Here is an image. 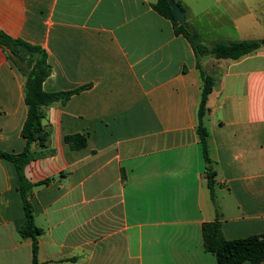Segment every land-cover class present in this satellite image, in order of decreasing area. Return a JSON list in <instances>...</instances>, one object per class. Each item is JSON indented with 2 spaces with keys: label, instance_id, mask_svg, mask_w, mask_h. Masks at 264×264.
<instances>
[{
  "label": "crops",
  "instance_id": "obj_1",
  "mask_svg": "<svg viewBox=\"0 0 264 264\" xmlns=\"http://www.w3.org/2000/svg\"><path fill=\"white\" fill-rule=\"evenodd\" d=\"M157 0H0V30L47 53L51 154L25 176L38 264H216L202 226L227 240L264 234V47L200 59L216 79L205 117L214 193L196 135L195 54ZM206 41L264 40V0H179ZM216 74V76H215ZM24 78L0 50V151L19 154ZM86 138L73 150L64 138ZM18 178L0 159V264H32ZM243 264H251L244 262ZM264 264V262L260 263Z\"/></svg>",
  "mask_w": 264,
  "mask_h": 264
},
{
  "label": "trees",
  "instance_id": "obj_2",
  "mask_svg": "<svg viewBox=\"0 0 264 264\" xmlns=\"http://www.w3.org/2000/svg\"><path fill=\"white\" fill-rule=\"evenodd\" d=\"M175 2L186 13V9L181 2L179 0H175ZM153 9L158 15L171 22L174 33L186 39L195 54L196 68L199 71L201 79V92L197 108V126L195 131L206 165L207 188L212 197L215 187V174L209 158V133L205 126V117L209 111L207 101L215 87L216 79L203 71L200 59L209 56L216 60L237 61L259 52L264 47V40L206 41L188 21L184 24L178 23L168 0H157L153 5ZM0 50L24 78L23 93L24 102L27 106V116L21 129V137L25 141L23 151L19 154L0 151V159L11 163L17 174L18 192L22 200L25 215V222L20 228L19 234L22 239L31 240L32 264H38L37 238L41 234V231L34 224L33 208L30 199L35 186L47 185L50 180H45L39 184H32L25 176V168L31 162L52 153L49 149L50 131L44 123L47 108L56 102L65 104L71 96L87 89L88 86L68 92H45L43 90V83L51 74V66L48 63L45 50L23 40L11 38L1 30ZM64 140L73 150H80L86 146V138L78 134L66 136ZM202 238L205 252L211 253L215 257L216 264H243L244 262L260 264L264 262V234L227 240L223 236L220 222L216 220L203 224Z\"/></svg>",
  "mask_w": 264,
  "mask_h": 264
},
{
  "label": "water",
  "instance_id": "obj_3",
  "mask_svg": "<svg viewBox=\"0 0 264 264\" xmlns=\"http://www.w3.org/2000/svg\"><path fill=\"white\" fill-rule=\"evenodd\" d=\"M168 2L178 23L184 24L186 22V13L180 8L175 0H168Z\"/></svg>",
  "mask_w": 264,
  "mask_h": 264
},
{
  "label": "rangeland",
  "instance_id": "obj_4",
  "mask_svg": "<svg viewBox=\"0 0 264 264\" xmlns=\"http://www.w3.org/2000/svg\"><path fill=\"white\" fill-rule=\"evenodd\" d=\"M215 76H216V74H215Z\"/></svg>",
  "mask_w": 264,
  "mask_h": 264
}]
</instances>
